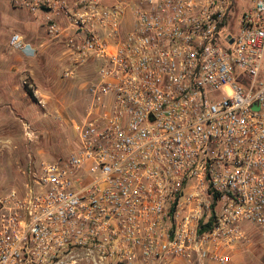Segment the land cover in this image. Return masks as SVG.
<instances>
[{
  "label": "built area",
  "instance_id": "built-area-1",
  "mask_svg": "<svg viewBox=\"0 0 264 264\" xmlns=\"http://www.w3.org/2000/svg\"><path fill=\"white\" fill-rule=\"evenodd\" d=\"M242 1L12 0L44 13L65 78L100 68L77 147L0 196V264H229L264 234V0L227 40Z\"/></svg>",
  "mask_w": 264,
  "mask_h": 264
},
{
  "label": "rangeland",
  "instance_id": "rangeland-1",
  "mask_svg": "<svg viewBox=\"0 0 264 264\" xmlns=\"http://www.w3.org/2000/svg\"><path fill=\"white\" fill-rule=\"evenodd\" d=\"M250 1L238 3L234 20L228 25L227 40L236 35L242 7L248 6ZM15 31V27H12L9 29V36L0 34L3 52L8 57V62L10 60L13 64L19 60L10 44L11 35ZM46 39L55 44L52 48L54 57L47 58L46 65L43 61L40 62L35 74L29 71V65H22L19 70L13 68L9 71L7 81L0 83V94L6 100L1 98L2 103L0 102V196L22 187L25 178L19 169H26L31 159H59L77 147L76 127L84 119L92 99L89 87L99 78L98 61L85 63L76 69L74 76L65 78L63 71L68 65V60L64 44L52 40L48 33ZM23 63L28 64V61ZM26 75L29 77V84L24 83ZM26 87L32 89L33 96L27 92ZM249 228L251 233L258 231V236L254 239L258 241L264 253V234H261V230L256 226ZM248 244L241 243L237 249L243 246L245 248ZM252 245L246 247V256H252ZM61 260L59 264H98L94 257L86 255L83 251H72ZM172 263L194 262L189 263L181 259L170 264ZM131 264L161 263L138 260Z\"/></svg>",
  "mask_w": 264,
  "mask_h": 264
},
{
  "label": "crops",
  "instance_id": "crops-1",
  "mask_svg": "<svg viewBox=\"0 0 264 264\" xmlns=\"http://www.w3.org/2000/svg\"><path fill=\"white\" fill-rule=\"evenodd\" d=\"M105 1L107 3L114 2V0ZM12 27H15L16 30L12 33V35L15 33L21 34L24 40L29 44V47L26 50L12 47V50L19 58V60L13 64V62L10 60L8 62V57L5 56L3 52V46L0 43V83L7 81L9 71L13 70V68L14 70H19V67H22V65H29V71L35 74L36 68L40 67V62L42 63L43 61L46 65L47 58L51 59L54 57L52 48L55 46V44L54 42L46 39L47 26L44 13L34 15L25 7L14 5L12 0H0V34L9 36V29ZM25 61H28V64H24L23 62ZM34 74L33 79L35 78ZM1 98L6 101L5 97L0 94V99ZM0 102L2 103V99ZM257 232L258 231L255 233L250 232L251 235L254 236L251 237L250 235L251 240L246 246L249 247L251 244H253L251 248L252 256H246V250L248 248H244L243 246L237 249L236 247L232 252V259L229 264H264V253L262 252L261 246L257 243L258 241L254 239L258 236ZM181 259L182 258L171 259L168 264ZM192 264L200 263L195 261Z\"/></svg>",
  "mask_w": 264,
  "mask_h": 264
},
{
  "label": "trees",
  "instance_id": "trees-1",
  "mask_svg": "<svg viewBox=\"0 0 264 264\" xmlns=\"http://www.w3.org/2000/svg\"><path fill=\"white\" fill-rule=\"evenodd\" d=\"M26 90H27V92H28L31 96H33L34 93H33L32 89L26 87Z\"/></svg>",
  "mask_w": 264,
  "mask_h": 264
}]
</instances>
